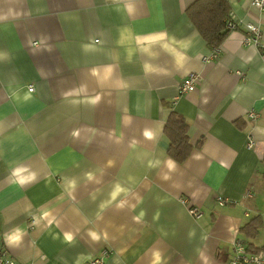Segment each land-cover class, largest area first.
I'll return each instance as SVG.
<instances>
[{"label": "crops", "instance_id": "0c3cea01", "mask_svg": "<svg viewBox=\"0 0 264 264\" xmlns=\"http://www.w3.org/2000/svg\"><path fill=\"white\" fill-rule=\"evenodd\" d=\"M194 1L0 0V253L228 264L236 239L264 250V50L238 28L204 61ZM227 1L264 44V10ZM189 72L200 80L177 97ZM171 109L189 123L182 163L167 155ZM18 168L34 178L19 183ZM254 216L262 225L245 238Z\"/></svg>", "mask_w": 264, "mask_h": 264}, {"label": "trees", "instance_id": "16d2710c", "mask_svg": "<svg viewBox=\"0 0 264 264\" xmlns=\"http://www.w3.org/2000/svg\"><path fill=\"white\" fill-rule=\"evenodd\" d=\"M230 9L227 0H195L185 12L206 44L210 48H215L220 45L230 31L227 28V22L231 18ZM169 108H171V102ZM188 127L189 123L187 119L171 109L163 132L169 141L167 155L178 163L184 162L193 149L188 140ZM262 161L264 162V149ZM261 225V218L254 216L239 228V233L245 238L252 239L257 234ZM244 244L250 252L263 250L262 247H253L249 243Z\"/></svg>", "mask_w": 264, "mask_h": 264}, {"label": "built area", "instance_id": "2783aa9c", "mask_svg": "<svg viewBox=\"0 0 264 264\" xmlns=\"http://www.w3.org/2000/svg\"><path fill=\"white\" fill-rule=\"evenodd\" d=\"M252 6L258 8L259 10H264V0H250ZM241 26V27H240ZM227 28L230 30L242 28L243 29V39L246 44H251L256 46L258 49L264 50V44L261 41V29L257 24L254 23H237L230 18L227 22ZM218 55V48H212L211 53L208 56H204V61L213 60ZM200 80V76L196 72H189L185 75L182 81L177 86V97L185 93L191 92L195 89L196 84ZM28 92L34 90L33 85L27 86ZM250 118L257 117L254 111H250L247 114ZM253 140L250 138L248 140V147L253 146ZM220 204L228 203L226 199H218ZM192 214H197L194 208H190ZM107 254L106 250H103L100 254L93 256L89 259L88 264H103L104 257ZM0 264H17L13 259L0 253ZM228 264H264V250L258 252H250L246 249L243 242L236 239L233 242L232 255L228 258Z\"/></svg>", "mask_w": 264, "mask_h": 264}, {"label": "clouds", "instance_id": "9594fccd", "mask_svg": "<svg viewBox=\"0 0 264 264\" xmlns=\"http://www.w3.org/2000/svg\"><path fill=\"white\" fill-rule=\"evenodd\" d=\"M128 10L131 11V6L128 7ZM145 135H146L148 138H151V133H150V132H146ZM169 167H173V164H172L171 162H169ZM25 171H26V169H23V168H18V169H16V170L14 171L13 175H14L15 177H18V178H19V180H18L19 183H24L25 180H29V179H33V178H34V174L31 175V176H28V177H24V176H22L21 174H22L23 172H25ZM71 238H72V237H71L70 235L67 236V239H68V240H71ZM7 239H8V242H9V243L17 242V241L20 239L19 233L17 232V234H15V235H11V236H9Z\"/></svg>", "mask_w": 264, "mask_h": 264}]
</instances>
